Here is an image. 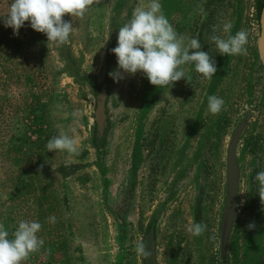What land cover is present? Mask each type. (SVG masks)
<instances>
[{"label":"rangeland","instance_id":"obj_1","mask_svg":"<svg viewBox=\"0 0 264 264\" xmlns=\"http://www.w3.org/2000/svg\"><path fill=\"white\" fill-rule=\"evenodd\" d=\"M256 1L160 0L169 22L199 38L217 66L209 80L186 64L191 83L182 78L164 87L142 72L123 73L119 82L108 75L118 68L111 49L119 28L149 0H93L82 17L66 14L74 27L66 45L48 42L29 21L14 35L0 17V223L11 239L20 220H36L44 240L21 264H143L135 248L150 226L157 264H264V206L254 181L264 171ZM11 3L0 0V16ZM227 22L233 35L247 31V55H220L211 41L213 34L226 38ZM209 95L225 101L218 114L207 111ZM248 112L237 146L238 211L222 256L226 151ZM61 132L76 139L75 154L48 152V139ZM199 222L207 230L193 236L187 229Z\"/></svg>","mask_w":264,"mask_h":264},{"label":"clouds","instance_id":"obj_2","mask_svg":"<svg viewBox=\"0 0 264 264\" xmlns=\"http://www.w3.org/2000/svg\"><path fill=\"white\" fill-rule=\"evenodd\" d=\"M92 4L93 0H12L8 12L0 17L5 27L13 29L14 35H18L19 29L29 21L30 27L45 34L48 42L66 45L71 43L69 36L74 27L72 21L63 17L66 14L82 17ZM198 7L200 13L206 15L203 6ZM233 27L231 22L225 23L223 32L228 34L226 38L213 34L210 39L220 55H247L245 45L248 43V33L240 29L233 35ZM217 31L218 26H213V33ZM201 48L199 38H186L169 22L160 0H149L146 6H137L130 20L119 28L117 46L111 49L117 58L118 68L108 75L119 82L123 73L134 75L142 72L154 86H172L182 78L191 83L192 78L183 66L194 64L197 73L211 80L217 72L216 61ZM224 104L223 98L216 95L207 97V111L213 115L218 114ZM79 114L80 110L76 109L72 116L78 119ZM72 131L75 132V129ZM46 148L48 152L66 150L75 154L77 141L61 132L48 139ZM254 181L258 184V196L264 206V171H258ZM55 220V216L48 217L51 223H55ZM246 227L255 229V222H250ZM41 228V223L36 220L22 219L9 239V231L0 223V264H21L30 253L39 251L44 244V240L37 235ZM206 230L207 225L203 222L192 223L187 229L193 236H201ZM135 250L138 254L149 255L144 242L138 243Z\"/></svg>","mask_w":264,"mask_h":264},{"label":"water","instance_id":"obj_3","mask_svg":"<svg viewBox=\"0 0 264 264\" xmlns=\"http://www.w3.org/2000/svg\"><path fill=\"white\" fill-rule=\"evenodd\" d=\"M259 37L258 52L264 64V8L259 14ZM249 119V112L245 118L235 127L226 151L225 161V198L222 208L220 221L219 248L222 256L225 255L230 236L235 224L236 215L239 205L240 195V166L237 160V146L239 138ZM105 120V100L104 92H100L97 98V106L95 110V121L99 133L103 132ZM142 242L146 243V251L148 256L142 255L143 264H157L156 248H155V229L150 226L142 238Z\"/></svg>","mask_w":264,"mask_h":264},{"label":"trees","instance_id":"obj_4","mask_svg":"<svg viewBox=\"0 0 264 264\" xmlns=\"http://www.w3.org/2000/svg\"><path fill=\"white\" fill-rule=\"evenodd\" d=\"M256 8H257L258 14H260L261 9L264 8V0H257L256 1ZM96 139H97L98 143H100L101 140L103 139V134H100L98 132Z\"/></svg>","mask_w":264,"mask_h":264}]
</instances>
